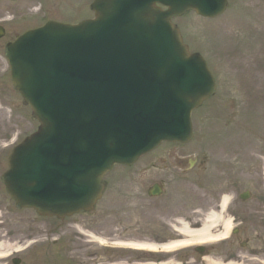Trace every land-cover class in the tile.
I'll use <instances>...</instances> for the list:
<instances>
[{
  "label": "water",
  "instance_id": "95a60500",
  "mask_svg": "<svg viewBox=\"0 0 264 264\" xmlns=\"http://www.w3.org/2000/svg\"><path fill=\"white\" fill-rule=\"evenodd\" d=\"M226 5L227 0H94L95 20L76 26L50 21L9 44L14 85L41 123L14 151L3 176L17 206L60 218L91 210L102 195L104 174L116 163L133 164L162 140H190V113L216 86L205 61L190 55L171 19L190 9L217 16ZM183 59L192 68L189 81L176 79L175 95L159 101L170 106L161 115L170 113L175 121L146 122L142 107L159 98L156 87ZM55 86L61 98L54 102L47 94L43 99L40 89L48 87L56 97ZM136 86L144 89L137 109L131 100ZM115 91L120 94L114 97ZM101 110L108 111L103 124L96 117ZM92 122L97 125L88 126Z\"/></svg>",
  "mask_w": 264,
  "mask_h": 264
},
{
  "label": "rangeland",
  "instance_id": "374dc122",
  "mask_svg": "<svg viewBox=\"0 0 264 264\" xmlns=\"http://www.w3.org/2000/svg\"><path fill=\"white\" fill-rule=\"evenodd\" d=\"M40 1L43 0H18L15 3L3 2L0 4V15L2 13L3 15H9L10 12L15 14V12L19 13L21 11L29 13L31 5L36 6V9L42 6ZM46 1L50 6H46L44 3V9L41 14L36 17L30 15L28 19L18 18L8 28L6 37L0 39V46H3L9 38L13 37L15 31L30 26L31 20H37L36 22H38L40 19L54 16L68 19L94 16L89 6L92 0H88L87 3V0ZM78 1L80 6L75 11L73 8L65 7V5H74L73 3ZM238 5L241 8L240 12L243 14L242 20V17L237 13H234L235 17L233 18L231 9V14L229 13L227 16L224 15L213 20L202 19L192 12L175 20L182 29L185 40L191 46V50L199 51L207 58L218 83L216 95L205 102L203 107L193 114L196 133L194 142L187 145L165 143L147 158L140 160L131 167H116L104 178L106 186L104 197L95 210L87 215L82 214L75 216L76 218H69L64 223L55 219L39 218L31 210H17L2 187L0 180V189L2 190L0 191V226H5L3 229L0 228V235L5 236L8 230L9 232L16 231L15 226L17 225H25V223L21 222L18 224V217L27 218L34 216L36 217L35 228L41 231L39 237H45V228L58 225L63 226L60 230L68 226L77 225L84 228V230L86 228L87 230L85 231L87 233L88 231L92 234L95 233L96 237L94 238H102L108 241L115 240L116 234H122L120 235L121 237L145 234L147 230H151L155 226L154 221L146 214L149 211L143 212L141 209L142 199L145 200L142 195L145 194L147 185L151 183L149 181L166 178L165 181L174 189V187H177V183L173 182L171 178L177 177V174L180 176L181 171L168 166V170L164 169V172L162 171L153 176L147 172L141 173L143 165L152 162L158 163L159 161H165L163 163L167 164V162L173 161L166 158L169 151L185 158V155H192L193 150H195V152L199 151L203 156L206 153V149L200 148L197 150L196 147L198 145H206V141L214 135L219 140L222 130H240V121L243 125L241 130L254 131L253 124H249V121L246 120L248 118V120H253V122L262 123L254 124L258 129L264 128V102L262 104L257 102V100L263 101L262 99L264 98V55L262 56L264 54V0H230L229 8ZM6 7L9 9H6ZM8 10L10 12H7ZM3 50V48L0 49L2 53ZM227 61H231L236 65L232 71L233 78L228 81L226 78L229 70H226L225 67ZM245 61L251 63L249 67L245 65ZM257 63L260 65L257 66ZM7 66L6 59L0 57V147L13 134L14 136L19 134L20 137H25L36 129L38 125L37 122L32 120L31 109L23 105L21 95L14 89L10 80V73L3 76V69L7 68ZM244 66L248 69L246 68L242 71ZM258 86H260V89ZM204 158L205 161L208 160L207 156ZM7 160L8 155L6 154L3 161L4 168H7ZM121 168H124L123 172H121ZM175 171L177 174H175ZM1 173L2 169L0 168V175ZM121 173L124 174L120 175ZM111 175L112 178L116 175L115 180L111 179ZM187 176L189 175L180 176L181 178L178 181V186L180 187L178 190L188 186ZM195 187L192 189V193H194L192 195H197L195 196V201L205 202L207 198L201 197V195H204L202 193H205L204 189ZM124 193L132 194L134 197H130V199L125 197ZM107 207L119 210V215H111L109 217ZM15 219V223H12ZM5 222L9 224L5 225ZM73 222H77V224ZM142 231L143 233H141ZM50 233L46 237L50 238ZM46 237L44 238L45 240H47ZM4 241H7L6 237H4ZM8 242L11 243V241ZM85 242L87 241L85 240Z\"/></svg>",
  "mask_w": 264,
  "mask_h": 264
},
{
  "label": "flooded vegetation",
  "instance_id": "af4514ba",
  "mask_svg": "<svg viewBox=\"0 0 264 264\" xmlns=\"http://www.w3.org/2000/svg\"><path fill=\"white\" fill-rule=\"evenodd\" d=\"M239 125L243 128L241 123ZM225 133V145L218 158L220 192L206 193L209 200L200 204L203 215L219 208L218 231L223 234V241L218 247L199 252L185 249L181 245L183 242H177L187 238L180 233L184 224L191 229L201 225H194L193 214L197 211L194 195L179 193L177 188L171 190L166 183H160L165 185L162 195L152 196L147 193L148 188L142 195L145 200L142 199L141 209L149 211L146 214L155 226L147 230L140 241L144 245L166 249L168 253L151 256L109 252L107 256H100L98 251L88 250L77 241H56L48 243V248L31 247L30 242L21 246L35 236L34 227L28 223L25 230L6 231L7 241L0 235V253L4 243L27 250L15 260L0 258V264H102L101 259L107 260L104 264H264V132L239 130L235 133L230 130ZM190 172L187 182L192 184L202 180L196 177L195 170L184 171V174ZM173 180L178 182L177 177ZM245 193L247 199L243 198Z\"/></svg>",
  "mask_w": 264,
  "mask_h": 264
},
{
  "label": "bare ground",
  "instance_id": "6f19581e",
  "mask_svg": "<svg viewBox=\"0 0 264 264\" xmlns=\"http://www.w3.org/2000/svg\"><path fill=\"white\" fill-rule=\"evenodd\" d=\"M226 200V198H225ZM218 215L215 213H210L205 216V219L203 220V224L200 229L190 231V229L184 225V233L188 235H192L193 239L195 241H207L212 238H218L220 234L215 235L213 233V227L215 222L218 220ZM217 219V220H216ZM179 243L184 241H177ZM156 245V244H153Z\"/></svg>",
  "mask_w": 264,
  "mask_h": 264
}]
</instances>
